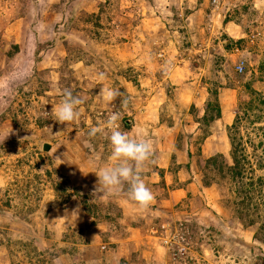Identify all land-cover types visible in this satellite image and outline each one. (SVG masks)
Returning <instances> with one entry per match:
<instances>
[{
    "label": "rangeland",
    "instance_id": "rangeland-1",
    "mask_svg": "<svg viewBox=\"0 0 264 264\" xmlns=\"http://www.w3.org/2000/svg\"><path fill=\"white\" fill-rule=\"evenodd\" d=\"M101 87L119 89L126 106L105 102ZM65 88L84 103L61 124ZM261 100L264 0H0V264H143L146 253L150 264H264ZM207 103L222 124L201 122ZM114 111L122 131L153 142L141 171L155 196L147 208L127 185L97 187L111 145L107 129L87 133ZM236 116L245 159L232 181L205 161L222 154L233 166ZM259 179L247 226L235 184ZM180 180L185 197L172 203Z\"/></svg>",
    "mask_w": 264,
    "mask_h": 264
},
{
    "label": "clouds",
    "instance_id": "clouds-1",
    "mask_svg": "<svg viewBox=\"0 0 264 264\" xmlns=\"http://www.w3.org/2000/svg\"><path fill=\"white\" fill-rule=\"evenodd\" d=\"M100 79H103V74H100ZM61 95L62 99L54 109L55 117L58 123L68 124L79 118L78 108L84 103V99L74 95L68 88L63 89ZM99 95L108 104L118 98L121 105L127 104L119 89L101 87ZM120 118V113L114 111L101 126H90L87 133L90 138H94L98 133H105L107 129V139L111 145L109 160L112 163L99 168L95 173L97 187L106 192H122L127 185V198L140 208H147L155 196L143 180L141 171L153 155V142L146 131L141 130L138 137L122 131Z\"/></svg>",
    "mask_w": 264,
    "mask_h": 264
},
{
    "label": "trees",
    "instance_id": "trees-1",
    "mask_svg": "<svg viewBox=\"0 0 264 264\" xmlns=\"http://www.w3.org/2000/svg\"><path fill=\"white\" fill-rule=\"evenodd\" d=\"M93 36H97V38H99V33L93 32ZM228 47V46H226ZM79 54V52H76V56ZM253 93H257L254 90H252ZM214 96L216 95V92L212 93ZM93 96H96L95 94ZM261 103H264V100L260 101ZM210 106H214L211 105L209 103L206 104L205 106V113L202 117L201 122L205 125V127H209V125H213L215 124L216 121H218L221 117V110L218 104H216L214 107L211 108V111L209 110ZM211 112H214V115H211ZM243 120V119H242ZM234 123L231 128H228L229 131H227V138L229 141V145H230V150H229V156L232 159L233 166H223L224 165V159H223V155L222 154H217L209 159H207L205 161L206 164V169L210 168V167H216V169L219 170L220 174L222 175V177H230V180L232 181H237L241 179L242 176V172L240 169V164L241 161H243L244 158V149L242 147V143L241 140L240 142L238 141V138L236 136V128L237 126L240 124L241 122V118H239L238 116H236V118L234 119ZM126 127V126H125ZM235 132V133H233ZM204 137H202V139H204ZM263 154H264V150H263ZM219 158L221 159L219 161ZM260 161V165H261V161L262 160H258L257 162ZM258 184L256 185V187H254L253 183L249 184L248 189H246L244 187V185L240 182H238V185L235 184V190L234 193L237 195L238 200H234V205L236 207H241L243 209L244 213H241L239 211V209L237 210L238 214L240 212V215L238 216V218L240 219H246L247 220V226H253L254 225V221L250 220L251 216L249 214V207H250V195L252 194V192H256V190H260L261 187H263V180L259 179L258 180ZM208 184V183H207ZM209 186V185H206ZM250 193V195H249ZM241 198V199H240ZM256 239L260 242L264 241V226H261L260 228V232L258 233V235L256 236Z\"/></svg>",
    "mask_w": 264,
    "mask_h": 264
},
{
    "label": "crops",
    "instance_id": "crops-1",
    "mask_svg": "<svg viewBox=\"0 0 264 264\" xmlns=\"http://www.w3.org/2000/svg\"><path fill=\"white\" fill-rule=\"evenodd\" d=\"M91 42H92V41H90V43H91ZM90 43H89V45H90ZM139 43H140V42H139ZM136 56H137V55H136ZM136 56H135V57H136ZM256 57L259 58L258 55H256ZM134 63H135V64H137V63H138V64H141V59L136 60ZM175 95L178 96L177 94L174 93L173 96H175ZM96 96H97V95H96ZM167 97H168V95H167ZM98 99H99V98H98ZM98 99H97V100H98ZM218 121H220V122H218L219 124H222V123H221V120H218ZM215 123H217V121H216ZM178 181H179V180H178ZM183 182H184V180H182V181L180 180V182H178V184H180V185H176V188L173 187V188L170 189V191H173V190H175V191L170 192V193H169V191H168L167 194H168V195L170 194V195L168 196V199H167V200H170V198L173 197V200H175L174 202L177 203V202H180V201L185 197V194L183 193V191H184V190H183V185H181V183H183ZM146 183H150L149 180H148ZM170 183L172 184V181H171ZM148 187H152V188H153V186H152L151 184L148 185ZM170 202L173 203V201H171V200H170ZM152 251H153V250H152ZM139 253H141V252H139ZM146 254H147V253H146ZM146 254H145V256H144V261H143L144 263H143V264H150V262H151V261H150V260H151V258H150L151 255H149V253H148V256H147ZM138 256H139V255H138ZM122 257L126 260V258H125L124 256H122ZM131 258H132V261H133V257H128V259H129L128 261H130ZM149 258H150V259H149ZM108 260H109V259H108ZM106 261H107V259H106Z\"/></svg>",
    "mask_w": 264,
    "mask_h": 264
},
{
    "label": "built area",
    "instance_id": "built-area-1",
    "mask_svg": "<svg viewBox=\"0 0 264 264\" xmlns=\"http://www.w3.org/2000/svg\"><path fill=\"white\" fill-rule=\"evenodd\" d=\"M224 1H227V0H211V3H212V5L218 6V5H220L221 3H223ZM243 64H244V63L241 62L239 65H237V67H236V72H237L238 74H241V73L243 72V69H244Z\"/></svg>",
    "mask_w": 264,
    "mask_h": 264
},
{
    "label": "water",
    "instance_id": "water-1",
    "mask_svg": "<svg viewBox=\"0 0 264 264\" xmlns=\"http://www.w3.org/2000/svg\"><path fill=\"white\" fill-rule=\"evenodd\" d=\"M47 149H48V148H47V146L45 145V146H44V150H47Z\"/></svg>",
    "mask_w": 264,
    "mask_h": 264
}]
</instances>
